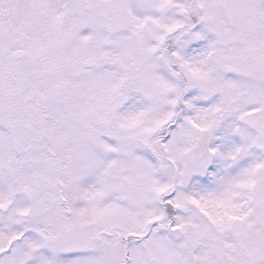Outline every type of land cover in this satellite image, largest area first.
I'll return each mask as SVG.
<instances>
[{"label":"snow or ice","instance_id":"snow-or-ice-1","mask_svg":"<svg viewBox=\"0 0 264 264\" xmlns=\"http://www.w3.org/2000/svg\"><path fill=\"white\" fill-rule=\"evenodd\" d=\"M0 264H264V0H0Z\"/></svg>","mask_w":264,"mask_h":264}]
</instances>
